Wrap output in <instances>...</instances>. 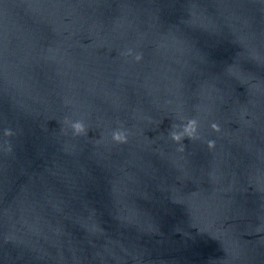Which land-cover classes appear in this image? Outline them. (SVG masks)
<instances>
[{
  "label": "water",
  "instance_id": "water-1",
  "mask_svg": "<svg viewBox=\"0 0 264 264\" xmlns=\"http://www.w3.org/2000/svg\"><path fill=\"white\" fill-rule=\"evenodd\" d=\"M0 264H264V0H0Z\"/></svg>",
  "mask_w": 264,
  "mask_h": 264
},
{
  "label": "clouds",
  "instance_id": "clouds-1",
  "mask_svg": "<svg viewBox=\"0 0 264 264\" xmlns=\"http://www.w3.org/2000/svg\"><path fill=\"white\" fill-rule=\"evenodd\" d=\"M137 59H139V57H137ZM194 123H195L194 121L189 122V125L187 127H185V130H184L185 133H188L189 135L191 134L190 129L194 130L192 128V125H194ZM71 127L73 128V130L76 134L82 133L85 130L84 124L82 122H79V121L72 123ZM214 127H215V125H214ZM181 136L182 135H179V134H173V138L176 140H180ZM113 139L116 141H119V142H124V141H126V135L123 131L117 130V131L113 132Z\"/></svg>",
  "mask_w": 264,
  "mask_h": 264
}]
</instances>
